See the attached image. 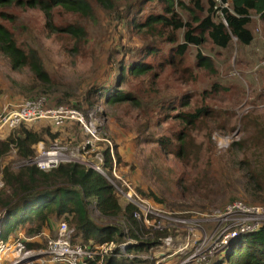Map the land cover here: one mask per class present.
<instances>
[{
	"label": "rangeland",
	"instance_id": "obj_1",
	"mask_svg": "<svg viewBox=\"0 0 264 264\" xmlns=\"http://www.w3.org/2000/svg\"><path fill=\"white\" fill-rule=\"evenodd\" d=\"M180 1L182 6H174L175 10L195 26L197 22L190 9L201 18L209 0H199L200 9L194 6V0ZM4 10L11 16L8 20L0 18V22L12 32L19 47L26 52L36 51L48 81L37 78L28 66L12 68L9 58L0 51V113L26 99L45 97L47 107H75L90 114L116 144L125 163L123 175L137 188L154 191L162 200L160 204L156 202L157 206L181 212L187 220L200 219L202 214L224 207L232 196L245 199L242 197L248 191L247 184L256 190V196L264 198V28L256 16L252 25L254 39L249 45L240 44L233 37L226 49L206 41L200 47L189 44L179 54L176 47L183 41L182 29L156 25L148 32L144 27H135L130 20L132 14L134 21L142 22L147 14L164 13L162 4L155 0H115L108 10L95 5L93 17L60 6L54 7L49 17L38 7L11 6ZM214 14L220 15L215 11ZM71 24L84 28L85 34L75 38L61 30ZM147 44L157 48L144 58L152 65L151 71L130 75L120 86L134 93L138 104L88 105L84 101L88 88L105 76L114 78L113 68L142 55L138 52ZM198 50L211 56L213 71L196 65ZM201 106L209 107L210 114L201 116L193 125L184 127L176 118L179 112H193ZM33 125L37 127L39 123ZM5 128L8 127L0 128V139L8 132ZM59 130L62 140L68 141L70 137L75 141L73 146L84 140L79 124ZM183 130L194 144L186 150V159L175 154L177 135ZM213 133L228 137L230 142L219 148ZM146 134H152L153 140L144 141ZM154 139H162L166 145L171 142L172 146H161ZM196 147L200 159L195 155ZM11 159L12 155L4 161ZM205 161L212 164L214 174L208 181L202 180L208 186L194 184L187 189L183 181L188 184L193 179L191 185L197 181L195 178H201L197 167L205 166ZM256 181L262 187L255 188ZM253 205L264 206L262 202ZM89 209L100 225L120 223V218H100L92 203ZM197 224L194 235L212 230L216 221ZM190 227L193 228L192 224ZM171 233L176 244L188 245L183 253L167 259L174 263L192 252L195 237L184 225ZM153 249L154 253H150L158 255L159 250ZM220 251L223 254L225 248L208 247L207 263Z\"/></svg>",
	"mask_w": 264,
	"mask_h": 264
},
{
	"label": "trees",
	"instance_id": "obj_2",
	"mask_svg": "<svg viewBox=\"0 0 264 264\" xmlns=\"http://www.w3.org/2000/svg\"><path fill=\"white\" fill-rule=\"evenodd\" d=\"M115 0H0V18L10 19L11 13L5 8L11 6L38 7L48 17L51 10L60 6L67 11L77 12L82 16L93 17L94 6L99 5L104 9H112ZM153 2L154 0H147ZM163 6L164 13L147 14L142 22L134 21L131 10L130 20L135 27L146 28L149 32L155 29L156 25L171 26L173 30L182 29L183 41L177 44V52L183 54L187 45L192 44L200 47L206 41H210L213 46L226 49L234 37L240 44L249 45L254 39L252 25L254 16L260 20L264 28V0H231L230 8L222 7L220 17L214 14V0H209L206 13L199 18L190 9L193 20L197 22L194 26L189 20H183L174 6L181 5L180 0H155ZM225 1V0H223ZM131 3V2H130ZM135 6V5H134ZM133 6V7H134ZM194 6L202 8L199 0H194ZM132 8V5H131ZM128 14V15H129ZM222 18L224 21H222ZM61 30L67 32L75 38H80L85 34L84 28L77 25H67ZM175 37V36H171ZM174 39L172 38L171 41ZM156 47L144 45L138 53H143L139 57L131 58L128 63H119L115 68L114 78L105 76L102 80L93 84L84 94V101L88 105L104 103L115 105L121 102H132L138 104V99L134 93L120 89L128 76H140L151 71L152 65L144 60L148 55L156 52ZM0 51L10 60L12 68L28 66L34 75L47 82L48 78L43 69V65L35 50L24 51L16 43L12 32L0 22ZM208 54H203L199 50L196 53V65L213 71V62ZM34 98V97H33ZM184 104H187L185 102ZM75 108V107H74ZM210 114L207 106L196 107L193 112H179L177 119L184 124L193 125L201 116ZM39 123V126L35 127ZM71 124H79L77 121H67L61 125L54 124L48 119H39L30 122H22L14 128H5L8 131L4 138L0 139V172L3 186L0 188V239L3 241L21 240L29 249H42L46 246L47 236L54 237L60 221H66L69 226L74 227L76 236H79L85 243L104 242L109 240H123V228L117 224H102L96 222L91 216L89 205L94 204L99 211L100 218H124L129 228V236L137 238L143 236L148 231L144 225L134 216L137 207L130 202H120L119 194L114 186L99 172L78 162H61L56 167L49 170H41L35 164L27 163L36 154V147L42 142L45 147L51 143H64L69 146L75 143L73 140L64 141L61 139L59 128ZM80 125V124H79ZM9 130H11L9 132ZM141 135L140 130H136ZM63 136V134H62ZM113 148L112 157L110 145L105 140L99 142L103 147L104 168L111 173L113 159L120 173L123 174L122 166L125 164L116 144L110 136H106ZM85 138V134H84ZM152 134H146L144 141L153 140ZM161 146L166 145L162 139H154ZM83 142V141H82ZM143 142V141H141ZM193 144L189 134L185 130L177 135L176 156L187 157V149ZM236 143L232 144V148ZM194 145V144H193ZM76 146V145H75ZM171 147V142H167L166 147ZM195 155L200 159L199 147L195 148ZM13 156L8 162L4 159ZM212 164L205 161V166L197 167L196 182L189 185L183 181L187 189L196 186H208L210 178H213ZM128 182L136 189L142 197L152 199L157 204L162 200L152 190L143 191L125 176ZM201 179V180H199ZM260 181V179H259ZM262 183L256 181L255 188ZM251 185L247 184L245 199H238L235 196L230 198V202L240 200L247 205L253 202H262L264 198L258 197L251 190ZM229 202V203H230ZM160 204V203H159ZM166 234L154 232L152 239L158 235ZM148 238L127 247L131 258L128 257H106L105 264H153L150 259H143L137 254L141 252H153L156 240ZM38 264V263H35ZM210 264H264V223L254 231L238 233L231 239L223 254L221 251L210 260Z\"/></svg>",
	"mask_w": 264,
	"mask_h": 264
},
{
	"label": "built area",
	"instance_id": "obj_3",
	"mask_svg": "<svg viewBox=\"0 0 264 264\" xmlns=\"http://www.w3.org/2000/svg\"><path fill=\"white\" fill-rule=\"evenodd\" d=\"M214 1L213 8L218 13L222 7L230 8L231 0ZM222 21H224L223 18ZM89 116L90 114L85 115L81 110L73 107H47L45 97H37L26 99L15 107L1 112L0 128L3 126L14 128L22 122L39 119L51 120L56 125L67 121L79 122L85 134L83 142L76 146L54 142L47 147L39 142L36 154L27 163L35 164L41 170H49L61 162H78L96 170L114 186L121 202H130L137 207L133 216L144 225L148 232L137 238L131 237L124 218L118 217L120 218L118 224L124 232L123 240L85 243L79 236H76L74 227L69 226L66 221H60L56 235L47 236L46 246L41 250L29 249L21 240L3 241L0 239V264H105L106 257L110 256L131 258L133 254L128 252V245L147 239V235L152 239L156 231L166 232L152 239L156 240L155 248L159 250L158 255L141 252L137 256L150 259L153 264H208L209 254L206 252L208 247L226 248L238 233L254 231L264 223V206L247 205L240 200L230 202L212 213H204L200 219L187 220L182 217L181 212L159 207L152 199L142 197L134 190L125 175L120 173L115 159H113L111 173L104 168L103 147L99 142L105 140L109 143L112 157H114L113 148L110 141L106 140L107 134L101 129L99 121L97 126L96 119H91ZM212 137L219 148H225L230 142L228 137L222 138L217 133H213ZM93 206L96 209L94 204ZM210 219L216 221V226L210 231L194 235V229L198 225L197 221ZM191 224L193 228L190 227ZM183 225L195 237L192 252L180 261L167 262V259L174 254L183 253L188 246L176 244L171 233ZM169 250L172 252L164 253Z\"/></svg>",
	"mask_w": 264,
	"mask_h": 264
},
{
	"label": "bare ground",
	"instance_id": "obj_4",
	"mask_svg": "<svg viewBox=\"0 0 264 264\" xmlns=\"http://www.w3.org/2000/svg\"><path fill=\"white\" fill-rule=\"evenodd\" d=\"M9 254H10V252H9ZM2 255V254H1Z\"/></svg>",
	"mask_w": 264,
	"mask_h": 264
}]
</instances>
